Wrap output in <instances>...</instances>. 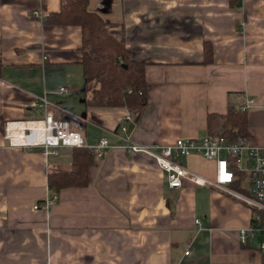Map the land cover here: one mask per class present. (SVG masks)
Returning a JSON list of instances; mask_svg holds the SVG:
<instances>
[{
	"label": "crops",
	"instance_id": "crops-1",
	"mask_svg": "<svg viewBox=\"0 0 264 264\" xmlns=\"http://www.w3.org/2000/svg\"><path fill=\"white\" fill-rule=\"evenodd\" d=\"M62 1L0 0V264H263L260 237H239L251 219L245 203L190 179L171 188L155 157L125 145L201 139L209 113L246 98L247 140L264 145V0H89L146 63L148 104L128 120L124 107L86 105L82 28L44 21ZM44 99L64 117L85 119L87 146L109 140L86 185L49 187L51 171L71 167V147L46 155L5 137L6 123L43 117ZM178 160L214 177L198 153Z\"/></svg>",
	"mask_w": 264,
	"mask_h": 264
},
{
	"label": "built area",
	"instance_id": "built-area-1",
	"mask_svg": "<svg viewBox=\"0 0 264 264\" xmlns=\"http://www.w3.org/2000/svg\"><path fill=\"white\" fill-rule=\"evenodd\" d=\"M32 14L39 18L45 16L40 10H34ZM59 91L69 92V89L61 86ZM252 102V98H246L239 108L247 110ZM41 105L46 107L43 117L6 123L5 137L11 145L40 147L46 155H57L61 147L86 146L97 157L105 156L108 138L101 137L96 145L87 146L83 117L71 114L64 117L59 114L58 107L45 99ZM125 118L128 120L132 116L128 113ZM119 126L123 131L127 130L124 120ZM127 141L125 148L128 152H145L155 157L167 173L169 187L181 188L185 180L190 179L197 185H210L245 203L251 211V219L248 226L239 229L240 240L247 243L254 237H260L259 249L264 253V145H252L247 138L231 140L217 134H207L201 139L179 137L174 143L158 146ZM193 153L214 164L213 178L179 162L178 157H188ZM56 200L57 195H53L42 206L49 208ZM39 206L36 204L35 208ZM196 221L201 224L199 219Z\"/></svg>",
	"mask_w": 264,
	"mask_h": 264
},
{
	"label": "trees",
	"instance_id": "trees-1",
	"mask_svg": "<svg viewBox=\"0 0 264 264\" xmlns=\"http://www.w3.org/2000/svg\"><path fill=\"white\" fill-rule=\"evenodd\" d=\"M44 21L53 25H79L82 44L78 47L83 67L84 89L90 92L86 105L124 107L130 114L139 113L148 104L146 63L134 59L122 32L109 30V23L89 8V0H63L61 9L51 12ZM211 44L205 42V61L211 60ZM248 109L229 101L225 113L211 112L207 117L208 133L231 140L247 138ZM72 148L69 169L49 173V187L57 192L68 186L86 185L94 153L86 146ZM264 264V255H263Z\"/></svg>",
	"mask_w": 264,
	"mask_h": 264
},
{
	"label": "rangeland",
	"instance_id": "rangeland-1",
	"mask_svg": "<svg viewBox=\"0 0 264 264\" xmlns=\"http://www.w3.org/2000/svg\"><path fill=\"white\" fill-rule=\"evenodd\" d=\"M60 150H61V148H60ZM60 150H59V151H60ZM211 173H212V172H211ZM211 173H210L209 176H210V177H213V174H211ZM244 185H247V182H246V181H244Z\"/></svg>",
	"mask_w": 264,
	"mask_h": 264
}]
</instances>
